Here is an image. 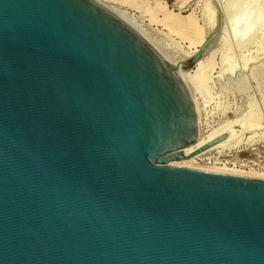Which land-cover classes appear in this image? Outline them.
Returning a JSON list of instances; mask_svg holds the SVG:
<instances>
[{
	"label": "water",
	"instance_id": "1",
	"mask_svg": "<svg viewBox=\"0 0 264 264\" xmlns=\"http://www.w3.org/2000/svg\"><path fill=\"white\" fill-rule=\"evenodd\" d=\"M227 137L184 157L193 96L92 0H0V264H264V179L168 166Z\"/></svg>",
	"mask_w": 264,
	"mask_h": 264
},
{
	"label": "rangeland",
	"instance_id": "2",
	"mask_svg": "<svg viewBox=\"0 0 264 264\" xmlns=\"http://www.w3.org/2000/svg\"><path fill=\"white\" fill-rule=\"evenodd\" d=\"M111 1L178 61L190 47L181 36L170 34L163 25L162 14L156 13L159 4L181 18L195 16L194 20L205 32L214 28V31L222 34L217 33L221 37L220 45L212 52V56H208L213 68L210 71L213 79L197 98L201 106L203 134L219 125L231 123L237 141L222 152H210L209 156L247 172L250 169L264 172V19L258 20V17L264 18V0H249L250 3L254 2L251 7L254 16L245 22L249 24L250 31L242 43H237L226 26L231 24L235 9L241 7L234 0H145L147 2L144 4V0ZM231 6L233 8H229ZM180 65L186 66L187 62H181ZM197 163L204 164L200 160Z\"/></svg>",
	"mask_w": 264,
	"mask_h": 264
},
{
	"label": "bare ground",
	"instance_id": "3",
	"mask_svg": "<svg viewBox=\"0 0 264 264\" xmlns=\"http://www.w3.org/2000/svg\"><path fill=\"white\" fill-rule=\"evenodd\" d=\"M94 3L108 11L114 17H116L119 21H121L124 25L130 28L133 32L139 35L143 40H145L156 52L157 54L178 74V76L182 79L183 83L191 93L194 98V104L196 106L197 118H198V141L192 145L185 147L182 152L184 157H189L198 150L202 149L206 145L211 142L219 139L220 137L227 134V138L219 141L218 143L208 147L207 149L195 154L194 156L186 159V160H176L168 163L170 167H180L192 170H201V171H211L217 173H225V174H233L238 176L252 177L264 179V172L250 169V171H244L242 169H238L237 167H230L227 164H223L222 161H216L213 165H208L206 162V158L210 157L209 154L212 151L217 150L218 152H222L231 146L235 145V133L231 127V123L222 124L218 127L210 129L206 134H203V123L201 119V106L197 95L202 93L203 88H206L208 82H210L213 77L210 76L212 72V64L208 60V56H212V52L217 50L218 44L220 45V35H222L219 31L216 32L212 30L204 31L202 27L198 25V23L194 20L192 15L185 16L186 18H181L180 15L173 13L172 11H168L165 6L158 7V11L156 13H160L163 16V25L169 29L170 34H176L177 36H181L184 41H187L189 44V51L185 52L180 58L181 60L172 57L158 42L155 40L149 32L143 30L139 25H137L128 15H126L122 10L116 8L111 0H92ZM133 1V0H132ZM136 1V0H135ZM145 1V0H144ZM237 2L236 4L241 5L235 9V15L232 17L231 24H227V28H229L233 37L236 39L237 43H242L245 41V37L249 34V24L245 23L247 19L252 18L254 15L252 10V5L254 2L250 3L249 0H234ZM116 2V1H115ZM137 2V1H136ZM139 2V0H138ZM141 2V1H140ZM147 1L143 2L146 3ZM152 2V1H151ZM242 2L245 4L243 5ZM142 3V2H141ZM149 3V2H148ZM147 3V4H148ZM231 3V2H230ZM234 3V2H232ZM146 4V5H147ZM151 3L150 5H152ZM235 4V3H234ZM251 4V5H250ZM145 5V6H146ZM149 5V4H148ZM156 5V3H154ZM243 5V6H242ZM144 6V5H143ZM250 6V7H249ZM149 7V6H148ZM148 7H146L148 9ZM152 9V6H150ZM154 7V6H153ZM229 8H233L232 6ZM150 9V8H149ZM231 10V9H229ZM155 10H152L154 12ZM228 11V10H227ZM232 11V10H231ZM234 11V9H233ZM253 15V16H252ZM223 16V15H222ZM258 20L264 19L262 17H258ZM257 20V21H258ZM230 21V20H229ZM249 22V21H248ZM261 22V21H260ZM225 23H228L225 22ZM251 24V23H250ZM232 29H231V27ZM211 27V26H210ZM217 27V26H216ZM218 28V27H217ZM222 29V28H221ZM244 29V30H237ZM209 30V29H208ZM223 30V29H222ZM216 32V33H213ZM228 32V31H227ZM220 35H218V34ZM213 34L214 40L210 43V45L206 48V52L197 60V62L193 66L183 65L181 66V62H187L188 64L197 54L200 46L207 40L208 36ZM217 34V35H216ZM227 34V33H226ZM211 59V58H210ZM213 63V61H212ZM186 64V63H182ZM214 67V66H213ZM211 68V69H210ZM211 71V72H210ZM209 89V88H208ZM208 93V90H207ZM208 98L210 95H208ZM206 96V97H207ZM205 98V97H204ZM213 98V97H212ZM209 100H212L211 98ZM208 101V100H207ZM234 123V121H232ZM235 137V138H234ZM241 139V138H240ZM259 139V138H258ZM250 140V139H249ZM237 141V140H236ZM237 144V142H236ZM198 160L203 162V165H198Z\"/></svg>",
	"mask_w": 264,
	"mask_h": 264
},
{
	"label": "built area",
	"instance_id": "4",
	"mask_svg": "<svg viewBox=\"0 0 264 264\" xmlns=\"http://www.w3.org/2000/svg\"><path fill=\"white\" fill-rule=\"evenodd\" d=\"M217 161V159L214 156H210L206 158V162L208 165H213L215 164V162Z\"/></svg>",
	"mask_w": 264,
	"mask_h": 264
}]
</instances>
